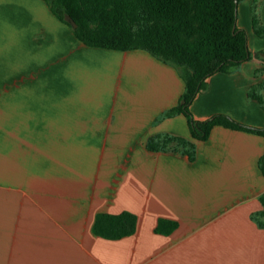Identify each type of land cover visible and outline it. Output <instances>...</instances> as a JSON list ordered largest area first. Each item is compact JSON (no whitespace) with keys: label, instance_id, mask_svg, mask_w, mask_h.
<instances>
[{"label":"crops","instance_id":"obj_1","mask_svg":"<svg viewBox=\"0 0 264 264\" xmlns=\"http://www.w3.org/2000/svg\"><path fill=\"white\" fill-rule=\"evenodd\" d=\"M264 0H240L252 58L208 78L195 120L226 114L264 127L249 96L264 82ZM178 69L145 50L88 47L44 0H0V264H264V138L216 126L191 137L176 107ZM196 144L152 152L150 137ZM134 213L137 230L96 235L100 213ZM177 221L169 235L160 219Z\"/></svg>","mask_w":264,"mask_h":264},{"label":"trees","instance_id":"obj_2","mask_svg":"<svg viewBox=\"0 0 264 264\" xmlns=\"http://www.w3.org/2000/svg\"><path fill=\"white\" fill-rule=\"evenodd\" d=\"M54 15L70 25L67 16L77 24L76 38L85 46L117 51L145 50L159 60L175 66L186 89L179 104L162 118L183 114L191 137L196 141L209 138L216 126L240 130L264 138V127L245 125L226 114H216L207 120H195L190 110L197 95L208 87L207 80L220 72L230 73L252 58L248 36L238 28L240 0H44ZM259 36L264 27L254 18ZM264 109V82L249 91ZM152 152H178L196 158V144L184 137L156 135L147 140ZM264 175V154L259 160ZM263 210L253 219L264 228V193L260 196ZM138 218L129 211L120 214L100 213L93 232L116 240L133 235ZM177 221L160 219L157 233L169 235L178 228Z\"/></svg>","mask_w":264,"mask_h":264},{"label":"water","instance_id":"obj_3","mask_svg":"<svg viewBox=\"0 0 264 264\" xmlns=\"http://www.w3.org/2000/svg\"><path fill=\"white\" fill-rule=\"evenodd\" d=\"M67 21L70 23V25L72 26V28H74V29H76L77 28V24H76V22L73 20V18L72 17H70V16H67Z\"/></svg>","mask_w":264,"mask_h":264}]
</instances>
